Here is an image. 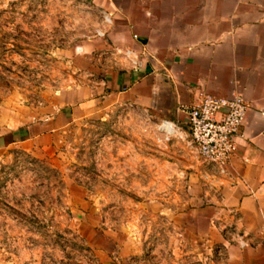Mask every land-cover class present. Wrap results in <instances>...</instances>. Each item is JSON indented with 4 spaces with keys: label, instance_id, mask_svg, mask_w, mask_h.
Masks as SVG:
<instances>
[{
    "label": "crops",
    "instance_id": "0c3cea01",
    "mask_svg": "<svg viewBox=\"0 0 264 264\" xmlns=\"http://www.w3.org/2000/svg\"><path fill=\"white\" fill-rule=\"evenodd\" d=\"M96 5L107 14L99 35L57 50L78 79L47 91L41 107L7 114L0 124V160L6 149L34 154L56 147L72 124L104 121L126 107L185 128L183 108L206 95L241 94L249 108L224 172L188 147L176 153L167 145L154 156L148 183L133 182L134 188L170 190L164 198L137 203L172 225L175 235L166 238L170 259H162L158 247L147 252L148 234L135 226L103 230L97 257L100 264H129L143 255L156 264H177L180 256L199 257L222 244V264H264V0Z\"/></svg>",
    "mask_w": 264,
    "mask_h": 264
},
{
    "label": "rangeland",
    "instance_id": "374dc122",
    "mask_svg": "<svg viewBox=\"0 0 264 264\" xmlns=\"http://www.w3.org/2000/svg\"><path fill=\"white\" fill-rule=\"evenodd\" d=\"M101 2L0 0V124L9 112L41 107L47 91L78 79L57 50L99 35L107 15L96 5ZM165 125L126 107L104 121L79 120L56 147L34 154L4 150L0 264H100L97 250L103 244V230L134 226L147 232V252L158 247L162 259L169 260L166 238L175 235L172 225L164 216L139 209L137 203L155 195L164 198L170 190L139 189L133 183L135 179L148 183L154 156L166 152L167 145L176 153L182 146L197 153L182 125L175 130L172 124L171 133ZM208 250L199 257L180 256L176 262L182 264L181 258L184 264L224 262L222 244ZM155 261L143 255L129 264Z\"/></svg>",
    "mask_w": 264,
    "mask_h": 264
},
{
    "label": "built area",
    "instance_id": "2783aa9c",
    "mask_svg": "<svg viewBox=\"0 0 264 264\" xmlns=\"http://www.w3.org/2000/svg\"><path fill=\"white\" fill-rule=\"evenodd\" d=\"M248 108L241 94H232L227 98L206 95L196 106L183 108L190 146L205 164L216 171L224 172L235 155L236 138ZM232 228L229 234L234 233Z\"/></svg>",
    "mask_w": 264,
    "mask_h": 264
},
{
    "label": "bare ground",
    "instance_id": "6f19581e",
    "mask_svg": "<svg viewBox=\"0 0 264 264\" xmlns=\"http://www.w3.org/2000/svg\"><path fill=\"white\" fill-rule=\"evenodd\" d=\"M165 123H166L165 127L171 133L173 131V125L171 123H168V122H165Z\"/></svg>",
    "mask_w": 264,
    "mask_h": 264
}]
</instances>
